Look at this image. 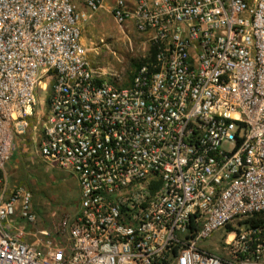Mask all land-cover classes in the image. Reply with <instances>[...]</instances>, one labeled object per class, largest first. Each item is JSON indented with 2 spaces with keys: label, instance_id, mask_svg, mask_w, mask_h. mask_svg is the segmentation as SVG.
Returning a JSON list of instances; mask_svg holds the SVG:
<instances>
[{
  "label": "built area",
  "instance_id": "2783aa9c",
  "mask_svg": "<svg viewBox=\"0 0 264 264\" xmlns=\"http://www.w3.org/2000/svg\"><path fill=\"white\" fill-rule=\"evenodd\" d=\"M104 7L0 0V264H264V0H112L152 48L126 84L80 41ZM36 88L34 153L78 200L28 231L31 195L8 191L4 168Z\"/></svg>",
  "mask_w": 264,
  "mask_h": 264
},
{
  "label": "rangeland",
  "instance_id": "374dc122",
  "mask_svg": "<svg viewBox=\"0 0 264 264\" xmlns=\"http://www.w3.org/2000/svg\"><path fill=\"white\" fill-rule=\"evenodd\" d=\"M104 3L107 6L82 22L80 41L93 70L107 80L126 84L136 66L148 57L151 46L144 35L135 33L129 25H117L109 13L111 0H104ZM108 73H114L115 77ZM35 95L36 104L28 129L22 137L13 138L11 157L4 168L6 189L21 188L31 195L30 208L36 222L32 227L26 225L28 231L52 230L63 215L74 214L78 200L73 178L40 162L34 153L39 142L45 92L36 88ZM218 241V234H214L203 244L204 249L211 251L210 246Z\"/></svg>",
  "mask_w": 264,
  "mask_h": 264
},
{
  "label": "trees",
  "instance_id": "16d2710c",
  "mask_svg": "<svg viewBox=\"0 0 264 264\" xmlns=\"http://www.w3.org/2000/svg\"><path fill=\"white\" fill-rule=\"evenodd\" d=\"M152 54V48L149 49V56ZM140 65V64H139ZM138 67V65L136 66V68ZM252 223V222H251Z\"/></svg>",
  "mask_w": 264,
  "mask_h": 264
},
{
  "label": "crops",
  "instance_id": "0c3cea01",
  "mask_svg": "<svg viewBox=\"0 0 264 264\" xmlns=\"http://www.w3.org/2000/svg\"><path fill=\"white\" fill-rule=\"evenodd\" d=\"M110 1V0H109ZM111 2H112V0H111ZM106 6H107V4H105ZM75 186H77V185H75ZM77 193H78V188H77Z\"/></svg>",
  "mask_w": 264,
  "mask_h": 264
}]
</instances>
